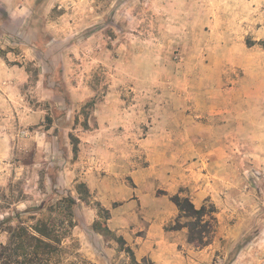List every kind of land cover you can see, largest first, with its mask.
<instances>
[{
  "label": "rangeland",
  "instance_id": "rangeland-1",
  "mask_svg": "<svg viewBox=\"0 0 264 264\" xmlns=\"http://www.w3.org/2000/svg\"><path fill=\"white\" fill-rule=\"evenodd\" d=\"M176 193L210 243L169 229ZM65 195L68 261L130 264L99 202L137 261L264 264V0H0V221Z\"/></svg>",
  "mask_w": 264,
  "mask_h": 264
},
{
  "label": "trees",
  "instance_id": "trees-1",
  "mask_svg": "<svg viewBox=\"0 0 264 264\" xmlns=\"http://www.w3.org/2000/svg\"><path fill=\"white\" fill-rule=\"evenodd\" d=\"M75 188L87 201L90 194L87 185L79 182ZM170 200L176 205L181 216L189 220L184 223L177 221L169 229L178 230L186 227L188 239L194 245L201 247L210 243L217 227L216 206L205 200L200 207H196L188 196L177 193L171 195ZM75 205V198L65 195L47 208L57 215L50 213L37 216L32 212L24 218V212L16 211L14 215L5 217L0 221L7 223L2 229L6 233V241L0 243V264H77L76 261L66 259L67 252L63 244L64 240L71 236L72 228L77 225ZM95 205L97 216L92 223V229L105 241H115L118 249L129 258L130 264H152L147 259L136 260L133 249L124 237L109 228L108 209L102 207L99 202H95ZM27 219L31 223H27ZM13 220L16 221L15 224L11 223Z\"/></svg>",
  "mask_w": 264,
  "mask_h": 264
}]
</instances>
